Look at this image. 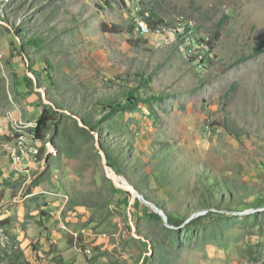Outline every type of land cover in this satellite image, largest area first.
Wrapping results in <instances>:
<instances>
[{
	"label": "rangeland",
	"instance_id": "1",
	"mask_svg": "<svg viewBox=\"0 0 264 264\" xmlns=\"http://www.w3.org/2000/svg\"><path fill=\"white\" fill-rule=\"evenodd\" d=\"M144 8L208 38L224 19L214 63L140 36ZM44 111L32 196L0 207V264H66L38 255L53 201L69 243L103 241L112 264H264V0H0V159Z\"/></svg>",
	"mask_w": 264,
	"mask_h": 264
},
{
	"label": "crops",
	"instance_id": "2",
	"mask_svg": "<svg viewBox=\"0 0 264 264\" xmlns=\"http://www.w3.org/2000/svg\"><path fill=\"white\" fill-rule=\"evenodd\" d=\"M10 140H9V147L8 150H11V143L14 141V135L10 134ZM13 136V139H12ZM14 144V143H13ZM11 157L9 155V151L6 154V158L0 159V207L9 210L11 213L21 211L22 205H24V201L29 197L32 196L31 194H24L23 190L29 185L25 184L27 181H30L37 172V167L34 166V163L39 162L38 157H34L32 160L31 169L29 172H26V175L18 173V170L15 168V166L12 165ZM15 163L17 164L16 167H24V158H18L15 160ZM59 201H53L50 205V209L52 211L53 217H49L50 225H49V233L47 235V240H44L43 237L39 238V250L38 255L41 257H44L45 254L49 255L51 251V254L54 255L57 251L58 253H61L64 262L66 264H89L87 262V259H90L85 253L83 252V249L85 248H91L92 249V255H91V262L94 261L95 264H112L111 254L115 247L110 246L108 244H104L103 241L99 243V246H101L100 250H96V242L94 240H91L90 235L88 236H82L81 244H79L76 239L70 244L69 242V233L68 229L65 228V225L60 222V224L57 223L56 219V212L58 210L57 206ZM24 203V204H23ZM28 207V206H27ZM34 206H29L30 212H34L36 208ZM13 210V211H12ZM58 217L61 219V214L58 213ZM67 225V223H65ZM64 229L65 231L61 230L60 227ZM18 236L20 237V233L23 234L24 230L17 229ZM26 232V230H25ZM71 234V232H70ZM88 234V231L87 233ZM24 235V234H23ZM43 240V241H41ZM76 241V242H75ZM84 247V248H83ZM94 247V248H93ZM102 252V253H101ZM87 258V259H86ZM40 264H46L47 261L43 258H36ZM90 262V263H91ZM93 262L91 264H94ZM39 264V263H38Z\"/></svg>",
	"mask_w": 264,
	"mask_h": 264
},
{
	"label": "bare ground",
	"instance_id": "3",
	"mask_svg": "<svg viewBox=\"0 0 264 264\" xmlns=\"http://www.w3.org/2000/svg\"><path fill=\"white\" fill-rule=\"evenodd\" d=\"M188 20L189 19L185 15L179 14L177 16H174L172 18V20L170 19V20H166L164 23L163 22L158 23L156 27L151 29L147 25V23L144 21V19L140 18L137 21L138 33L140 36H145V37H147V36H158V37L163 38V36H164V38L167 41H170V40L180 41L179 46L184 50V52H183L184 56L188 59H190L191 57H194L193 61L194 62L197 61L199 63V66L202 67V65H203L202 60H203L205 55L202 57L201 53H204V49H206V47L204 46L205 44L200 43V42L198 43L197 39H200L201 36H203V37L205 36L206 40H210L211 37H210V35H208L210 37V38H208L207 35L204 33H202L201 35L198 34V36L192 35L194 33V31L189 26ZM201 39H203V38L201 37ZM36 125H37V123H34L35 127H36ZM21 130H22V125L19 127V129L13 128L12 133L14 135V145L11 147V150H17L18 146H25L26 151H36V154H37L39 149L36 148L35 143H33V142H36L34 140V139H36L34 133L31 132V134L33 135V142L32 143H29L25 139H22V142H21L20 141ZM30 140L32 141V139H30ZM16 159H18V158H16ZM109 175L113 178V180L115 181V183L117 185L122 186V187H128L127 183L122 178L117 176L116 173H114L112 171V169H109ZM137 195L142 198L141 195H139V194H137ZM146 203H147V201H146ZM149 203H151V202H149ZM151 204H153V203H151ZM153 206L157 207L155 204H153ZM159 211L160 212H156V213H158L162 218L166 216L165 212L161 211V208ZM84 253L88 257H91V255H92V252L90 249H84ZM89 264H91V263H89Z\"/></svg>",
	"mask_w": 264,
	"mask_h": 264
},
{
	"label": "trees",
	"instance_id": "4",
	"mask_svg": "<svg viewBox=\"0 0 264 264\" xmlns=\"http://www.w3.org/2000/svg\"><path fill=\"white\" fill-rule=\"evenodd\" d=\"M131 10H132V8H131ZM138 16L142 17L144 19V21L147 23V25L151 29H153L154 27H156L158 23H162V22L164 23L166 21V19H163L161 16H158L150 8H144V10L143 9H140L138 11ZM223 22H224V19L219 21V24L216 26V29L210 35V37H211L210 40H206V37L205 36L204 37L201 36L203 39H201V37H200V39H197V42L198 43L200 42V43L205 44L204 45L205 47H207V46H210L211 47L212 45H214V42L218 41V37H220V30H221V27H222V23ZM199 26H198V28H200ZM203 30H204V28H203ZM17 32L22 35L24 33V30H23L22 27H18ZM156 37H158V36H156ZM30 42H31V44L32 43H36V41L34 39H30ZM262 48L263 47L260 46L259 49L257 50V52L262 51ZM205 50L206 49H204V53H201L202 54V57L205 55L204 58H203V60H202V62H203V64L205 62L206 64L211 65V64L214 63V60L216 58V55L211 56L210 53H207V55H206ZM190 59H193L194 60V57H191ZM33 73L37 75V73L35 71H33ZM128 96H129L128 100L131 99V100H133L136 103H137V101H139L138 99H136V98L133 97V94L132 93H129ZM109 108H112V107H109ZM50 122H51V118H50L49 113L47 111H44L40 115V117L38 118V120L36 122L37 125H36V127L34 128V131H33L36 139L42 140L44 138L43 137V133L46 130V128L49 126ZM9 154H10V151H9ZM1 194L2 193H0V196H1Z\"/></svg>",
	"mask_w": 264,
	"mask_h": 264
},
{
	"label": "built area",
	"instance_id": "5",
	"mask_svg": "<svg viewBox=\"0 0 264 264\" xmlns=\"http://www.w3.org/2000/svg\"><path fill=\"white\" fill-rule=\"evenodd\" d=\"M36 143V142H33ZM37 148V146H36ZM10 157L12 158V165L15 166L16 158H24V167H16L18 173L26 175V172H29L32 165V160L36 156V151H26L25 146H18L17 150H10Z\"/></svg>",
	"mask_w": 264,
	"mask_h": 264
},
{
	"label": "water",
	"instance_id": "6",
	"mask_svg": "<svg viewBox=\"0 0 264 264\" xmlns=\"http://www.w3.org/2000/svg\"><path fill=\"white\" fill-rule=\"evenodd\" d=\"M106 168H107V169H111V167H109L108 165L106 166ZM121 187H122V186H121ZM134 191H135L137 194H139V192H138L136 189H134ZM139 195H140V194H139ZM146 201H147V200H146ZM146 201H145V202H146ZM147 203H149V201H147ZM161 211L164 212L162 209H161ZM164 216H165V215H164ZM166 216H167V215H166ZM166 216H165V217H166ZM165 217H163V218H165Z\"/></svg>",
	"mask_w": 264,
	"mask_h": 264
}]
</instances>
